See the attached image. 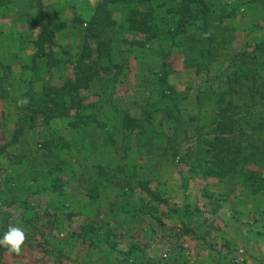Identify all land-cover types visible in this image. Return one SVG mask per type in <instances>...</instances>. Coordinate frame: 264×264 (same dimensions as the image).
<instances>
[{"label": "rangeland", "instance_id": "obj_1", "mask_svg": "<svg viewBox=\"0 0 264 264\" xmlns=\"http://www.w3.org/2000/svg\"><path fill=\"white\" fill-rule=\"evenodd\" d=\"M256 1L258 5L249 12L255 15L256 20L259 19L264 29V18L260 19L264 17V1ZM24 5L19 4L21 7ZM30 12L33 10L30 9ZM35 30L38 29L27 31L25 42L36 37ZM214 31L218 37L233 34L235 38L229 46L232 45L235 50L242 49L248 33L235 17L226 18L223 24H217ZM251 32V38L263 35V30L259 28ZM64 33L57 34V43L61 41L64 46L69 44L75 48L78 41L71 37L62 38ZM119 36L125 39L113 42L108 73H101L96 86L90 90H80L87 105L84 111L88 114L94 112L90 121L85 124L78 119L77 125L70 127L69 122L74 115L53 119L49 126L36 127L8 146L3 158L7 154L9 160L0 159V174H4L5 180L17 189L12 190L7 198H12L7 202L8 206L14 203L16 209L0 210V237L10 225L22 228L27 236L20 255L0 247V264H181L175 262L177 255L183 260L182 264H191L190 259L196 254L222 249L225 236L229 234L232 237L234 232L239 236L237 245L240 247H244L242 244L246 240L249 242L250 234L255 232V252H261L260 248L264 246V170H261V179L254 181L261 186L255 193L250 192L248 181L242 174L234 176L232 189L228 191L225 183L216 177L189 173L184 163H177L176 159L170 161L169 155H166L168 160L161 155L152 157L144 154L143 150L134 149L133 143L124 154L117 150L121 144L119 115L123 110L136 115L140 105L156 99L153 71L159 68L162 57L174 70L168 76V83L186 95L181 101L184 113L196 114L201 109L190 107L195 104L194 96L198 90L207 86V78L202 73H196L193 67L184 64L185 57L179 50L188 46L189 42H185L182 34L178 36L183 39L182 45H177L178 38L174 44L167 36L147 44L137 43V38H142V35L134 32ZM4 44L5 41L1 42V46ZM5 52L0 50L2 76L10 69L5 65L11 56ZM61 56L65 59L68 55ZM35 67V79L47 80L53 76L55 83H59V77L72 73L65 62H60L49 73L41 60ZM28 69L12 67L8 76L3 78L9 96L16 97L24 90ZM3 102L5 108L9 106L14 121L18 116L15 111L17 105L8 100ZM200 112L202 123L211 111L207 107V111ZM156 117L155 124L166 130L168 124L161 119L159 111ZM13 127L12 123L0 125L1 129L8 131L5 134L0 130V147L10 140ZM42 142L52 143L48 154L55 153L57 159L67 161L61 170L55 169L53 173L65 179V183L57 189L58 182H51L55 175L43 176L39 173L38 177L42 175L45 182L42 178L31 182L28 178L35 174L34 169L41 168L25 171L23 163H17L22 161L23 154L28 160L33 156L41 157V153L45 152V148L39 147ZM48 161L45 168L56 167L55 159ZM249 167L255 169L253 165ZM127 177H130L127 181L131 184L126 181L123 187H119L118 179ZM105 178H110V182H105ZM53 184L54 190H50ZM144 185L151 190V194L143 190ZM60 188L64 189L60 193L62 195L58 194ZM87 191L89 197L85 195ZM29 192L34 194L28 195ZM14 198L15 201H12ZM24 206L31 210H22ZM111 215L116 217L118 225L111 237L104 241L102 232L106 229L100 220ZM92 217L100 226L97 232L103 238L95 244L78 235L82 227L89 226ZM231 218L236 224L234 229L226 227ZM11 221L14 225L10 224ZM202 221L206 225L194 227ZM222 226L227 229V232L223 229L226 233H222ZM191 227L197 236H203L205 240V247L199 252L187 238L181 237ZM230 259L231 255H227L214 264H228L226 261ZM148 260L150 263H147ZM263 261L264 258L257 259L255 264H263Z\"/></svg>", "mask_w": 264, "mask_h": 264}, {"label": "trees", "instance_id": "obj_2", "mask_svg": "<svg viewBox=\"0 0 264 264\" xmlns=\"http://www.w3.org/2000/svg\"><path fill=\"white\" fill-rule=\"evenodd\" d=\"M256 3V0H100L87 20L75 15L66 21L56 17L58 7H45L40 0H31L22 7L18 5L15 10L21 13L19 21L38 26L39 32L35 38L27 40L34 49L32 62L21 68H29L23 83L24 90L18 96L9 98L11 104L17 105L15 111L18 116L13 121L11 112L8 114L14 127L10 140L0 147V151L18 142L30 130L49 126L53 119L74 115L69 122L70 127H75L78 119L88 123L94 112L88 114L84 111L87 105L80 90H90L96 86L101 73H108L113 42L125 39L119 34L129 31L141 34L142 38H137L140 44H147L161 36L169 37L175 44L182 34L185 42H189L185 49L179 50L185 57L184 64L207 78V86L198 90L194 96L195 104L190 107L201 109L196 114L184 113L181 101L186 95L168 83V76L174 70L162 57L159 68L153 71L156 99L140 105L136 115L126 110L119 115L121 144L117 150L126 152L133 143L134 149L143 150L144 154L152 157L161 155L168 160L166 155H169L170 161L176 159L177 163H184L189 173L216 177L225 183L228 191L232 189L234 176L242 174L244 180L248 181L250 192L255 193L261 186L254 181L261 179V170H264V29L259 19L256 20L255 15L249 12L258 5ZM115 11H121L123 15L120 22L112 17ZM234 17L248 32L240 50L229 46L235 38L233 34L218 37L214 31L217 24ZM255 28L262 29L263 35L249 37L253 36L249 33ZM61 31L68 32V37L78 41L75 48L57 43V34ZM205 34H208L207 37ZM26 36H21L20 41L24 42ZM182 41L178 38L177 45H182ZM73 49L74 52H71ZM61 55L68 56L64 59ZM40 60L48 67V73L50 70L53 72L60 62H65L72 73L70 76H58L59 83L54 82L53 76L47 80L35 79L33 73ZM5 68L9 69L10 66L5 65ZM9 71L4 76L0 74L2 98L8 94L2 80ZM22 97L30 99L27 106H18L17 101ZM207 107L211 111L210 116L200 123V111H207ZM158 111L164 123L168 124L166 130L155 124ZM21 112L24 114L20 115ZM0 119H5L4 112L0 114ZM39 147L45 148L41 157L33 156L28 160L23 154L22 161H25H17L23 163L25 171L41 168L34 169L35 174L28 178L31 182H38L39 178L45 182L43 176L55 175V169L61 170V166L67 163L57 159L55 153L48 154L52 149L51 142H42ZM51 158L55 159L56 167L45 168L44 165ZM39 173L43 176L38 177ZM129 178H119L117 185L123 187L122 184ZM55 181L58 182L56 189L65 183V179L59 175L51 180L52 183ZM104 181L109 183L110 178ZM54 187L55 184L50 190H54ZM10 190L17 189L13 186ZM143 190L151 194L147 185L143 186ZM59 191L58 194L62 195L60 193L64 189L60 188ZM85 195L90 196L88 191ZM1 199L6 201L2 196ZM3 205L8 206V203ZM116 220L113 215L100 220L106 229L102 232L106 239L104 241L115 232ZM89 221V226L82 227L78 235L95 244L103 240L97 232L100 226L93 217ZM175 259L183 262L179 255Z\"/></svg>", "mask_w": 264, "mask_h": 264}, {"label": "crops", "instance_id": "obj_3", "mask_svg": "<svg viewBox=\"0 0 264 264\" xmlns=\"http://www.w3.org/2000/svg\"><path fill=\"white\" fill-rule=\"evenodd\" d=\"M30 1L31 0H0V50L4 49L11 56V59L6 64L9 65L11 69L12 67L22 68V66L31 65L32 62V53L34 52L32 44H30L27 40L26 42L25 41L21 42L20 39L21 36L27 35V31H31L34 28L38 29L35 30L36 31L35 33L38 34L39 27L32 23L20 22L19 20L21 13L20 11L15 10L16 9L15 7H17L20 2L30 3ZM40 1L45 7L48 8L52 7L55 9H57L58 7L57 9L58 14H56V17L60 18L61 20L65 19L66 21L71 19L75 15L83 18L84 20H87L93 11V8L100 0H40ZM112 17L116 21L120 22L123 18V15L121 11H115ZM58 33L62 34V31ZM63 36L64 39H66L69 36L68 32H65L62 35V38ZM4 41L6 42V45L4 44V46H1V42ZM9 98H11V96H9L8 94L6 98L0 97V114H2L3 112L5 113V119H0V125L1 124L3 125L4 123L5 125H9L10 123L13 124L10 115H8L10 114V110H8L9 106L5 108L3 102V100H8L9 102ZM0 130H3L5 134L8 132L5 129L0 128ZM3 152H5V150ZM3 152L0 151V159L7 160V154H5L6 158L5 157L3 158L4 155ZM5 179L6 178L4 177V174L3 175L0 174V193H1L0 196L6 198V201H4L3 199L0 200V202H2V204L0 203V210L7 209L8 211L9 209H11L14 211L16 209L15 206H13L14 203L11 204V206H7V207L3 205V203L8 202L12 199L10 198V200H8L7 198L10 197V195L12 194V190H10V188L13 187V185H11ZM31 194L34 193L33 192L28 193V195ZM207 200L209 201L208 197ZM22 210L29 212V210L31 209L30 207L28 209L27 206H24ZM203 222L204 221H202L201 223L197 224L194 227L198 228V226L201 227L202 225H206V222L205 223ZM10 224L14 225V222L11 221ZM234 224L235 223L231 218L229 225L226 227L227 228L233 227L234 229ZM220 229L223 231L222 233L227 232V229L224 228V226H222ZM223 229H225L226 232ZM194 231L195 229L193 227L187 228V233L183 234L181 237L187 238L188 241L191 244H193L194 247L197 249V252H199L201 248L204 249L205 245L203 244V242L205 240L202 239L203 236H197V234ZM211 232L214 233L213 228L211 229ZM234 234L235 235L232 237L229 236V234L225 236V240H223L224 245L222 246V249L220 248L215 251H207L204 253H200V255L196 254L195 256L191 257L190 263L214 264L215 262L219 261V259L222 260V257H226L227 255H231V259L226 261L228 262V264H255V261L257 259L264 258V246L262 247V249L260 248L261 252H257V254L255 252V232H252V234L249 233L250 234L249 242L246 240L244 244H242L244 245V247L242 246L240 247L237 245L239 244L240 239H238L239 236L237 232H234ZM211 237H213V234L211 235ZM178 263L182 264V262H178Z\"/></svg>", "mask_w": 264, "mask_h": 264}, {"label": "clouds", "instance_id": "obj_4", "mask_svg": "<svg viewBox=\"0 0 264 264\" xmlns=\"http://www.w3.org/2000/svg\"><path fill=\"white\" fill-rule=\"evenodd\" d=\"M208 34H205L207 37ZM30 103L28 97H22L17 101L18 106L24 107ZM27 239L25 231L17 226H9L7 231L0 237V247H4L11 254L20 255Z\"/></svg>", "mask_w": 264, "mask_h": 264}]
</instances>
